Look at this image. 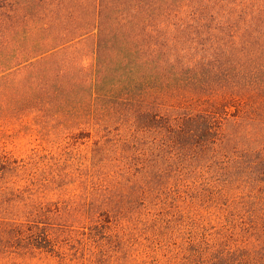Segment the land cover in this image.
Masks as SVG:
<instances>
[{
	"label": "trees",
	"instance_id": "16d2710c",
	"mask_svg": "<svg viewBox=\"0 0 264 264\" xmlns=\"http://www.w3.org/2000/svg\"><path fill=\"white\" fill-rule=\"evenodd\" d=\"M0 264H264V0H0Z\"/></svg>",
	"mask_w": 264,
	"mask_h": 264
}]
</instances>
